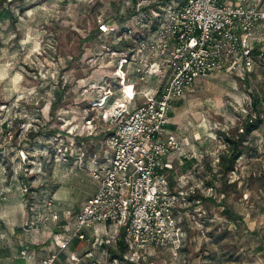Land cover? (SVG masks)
I'll return each mask as SVG.
<instances>
[{"label":"rangeland","instance_id":"obj_1","mask_svg":"<svg viewBox=\"0 0 264 264\" xmlns=\"http://www.w3.org/2000/svg\"><path fill=\"white\" fill-rule=\"evenodd\" d=\"M135 3L0 0V174L5 179H26L39 194L50 193L57 182L75 202L85 198L82 184L92 177L84 161L109 154L106 138L117 125L113 115L119 103L103 109L93 104L103 86L112 84L122 54L110 46L116 34L99 33L97 26ZM256 5L264 9V0ZM151 7L145 2L143 13L151 14ZM236 72L201 78L174 101L175 129L189 143L177 152L192 154L187 164L173 163L174 169L190 174L194 188L206 190L212 182L214 190L206 193L211 200L191 204L183 215L185 251L168 264H264V64ZM255 113L261 124L241 142L234 169L220 174L219 156L228 147L224 138L237 141ZM203 177L206 181L197 180ZM160 250L168 249L149 252L160 256L156 264H167L165 255L174 253Z\"/></svg>","mask_w":264,"mask_h":264},{"label":"built area","instance_id":"obj_2","mask_svg":"<svg viewBox=\"0 0 264 264\" xmlns=\"http://www.w3.org/2000/svg\"><path fill=\"white\" fill-rule=\"evenodd\" d=\"M145 2L155 5L143 21L141 8ZM145 2L136 0L133 15L122 24L103 20L97 26L99 33L116 34V42H133L132 48L121 51L114 70L125 101L114 110L117 125L107 140L110 162H95L97 166L91 171L98 190L72 221H60L59 215L50 210V200L46 202L53 220L50 230L59 231L54 232V241L60 250L72 239H87L85 231L96 224L114 222L123 226L125 255L122 259L108 255L102 264L138 263L150 249L176 251L182 233L177 221V215L183 212L180 205L195 188L191 185L183 189L180 176L171 185L161 172L169 167L164 158L180 151L182 145L175 132L165 129L172 104L201 78L217 73L236 74L238 69L249 73L256 64H264V31L255 33L256 26L264 21V9L256 4L249 5L245 0ZM137 27H143L145 34ZM128 69L135 75L131 83L127 82ZM149 78L159 80L154 93L138 91L137 84ZM107 87L93 104H106L114 94L112 85ZM137 93L144 99L134 109L128 108ZM87 122L90 127L91 120ZM27 192L28 187L24 186L23 193ZM23 202L25 206L30 204L27 197ZM110 241L98 237L92 245L99 248ZM20 252L23 258L33 257L27 246ZM57 255L38 261L53 264ZM92 258V251H87L71 264Z\"/></svg>","mask_w":264,"mask_h":264},{"label":"crops","instance_id":"obj_3","mask_svg":"<svg viewBox=\"0 0 264 264\" xmlns=\"http://www.w3.org/2000/svg\"><path fill=\"white\" fill-rule=\"evenodd\" d=\"M235 2L242 1V0H234ZM249 5H255L256 0H245ZM262 26V28H261ZM259 27L261 29H259ZM255 33L257 31H264V21H261L255 29ZM129 79L128 83L135 81V75L131 70L129 71ZM114 78V77H113ZM111 79L112 87L111 89L114 91V94L109 96L106 100V104L102 106L101 109L105 108L112 103L125 101L122 89H120L117 85V79ZM156 80L154 78H149L144 83L137 84V90L142 92H148V94L154 93V90L157 87ZM108 86V85H107ZM103 86V92H100L98 97H95V100L105 94V90L108 87ZM100 96V97H99ZM143 95L141 93H137L134 96V99L130 101L127 106L130 109H134L138 104H140L143 100ZM141 100V101H140ZM180 100V99H179ZM176 102V101H175ZM99 105V103H97ZM95 105L96 107H99ZM101 105V104H100ZM174 104H172L171 111L173 113ZM176 115L172 114L169 116L168 124L170 129L165 127L166 131L170 132L173 131L177 134L183 146L188 149V140L183 138L179 132L176 131ZM166 125V126H167ZM92 127V124L91 126ZM87 128L89 135L92 133L91 129ZM90 129V130H89ZM115 127L112 129L111 132L108 133V140L111 133L114 131ZM91 136V135H90ZM107 145V141H106ZM108 146V145H107ZM109 154H107L102 159L97 158L98 156L93 155L92 157L86 158L84 161V165H87L88 172L91 176V171L97 166V164H108L111 158V151L110 148L108 149ZM191 152V150H188ZM174 152L164 158L163 162L167 164L169 167H164L161 172L166 175L167 180L172 185L175 182V177H182L183 182H181L183 189H188L192 184L193 180L190 174L185 172H179L177 169H174L173 163H178V166H181L184 163H188L189 160L192 158V154L190 153H183V152ZM173 155H176L178 160L175 161V158H172ZM178 155V156H177ZM82 164V161H76L75 165L78 163ZM82 166V165H80ZM79 166V167H80ZM92 177V176H91ZM205 180V178H200L197 180ZM206 181V180H205ZM29 182L26 179H12V181L5 179L4 176L0 174V264H41L38 262V258L41 257H48L52 254L58 253L57 258L53 262V264H71L75 258L78 256L84 255L87 251H92L93 258L92 260L82 262L81 264H102V261L105 260L106 256L109 255L111 258H119L122 259L127 251L119 252V237L121 235L122 230H124L123 226H119L114 222H105L96 224L94 227L89 228L85 231L87 239L85 240H78L72 239L69 244L62 250L59 249V245L56 244L54 241V232H59L58 230H50L51 226H53V220H51L49 212L46 208V202L50 200V210L54 213H57L60 217V221H72L76 212H78L83 206L84 203L88 198L93 196L96 192L98 187V182L92 177L91 180H88V183L82 184L85 188L82 193V199L79 202H75V200L71 199L69 189H60L62 186L61 184L55 182L54 188L51 189L50 193H38V192H31L30 194L23 193V187H28ZM58 185V186H57ZM86 185V186H85ZM198 186V185H196ZM29 187H31L29 185ZM199 188V187H198ZM204 190V191H203ZM211 188H206L201 190V192L206 195L209 194ZM28 196L30 198H34L32 201L30 200V204L25 206L23 202V198ZM79 201V200H78ZM192 204L186 200L181 202V211L186 214L189 209V206ZM196 205H200L198 201L195 203ZM195 205V206H196ZM194 207V206H192ZM47 217V219H45ZM67 233V232H66ZM102 237L105 240H111L110 242H106L104 245L98 247H94L92 242L94 239ZM183 237V238H182ZM184 239L183 232L181 233V237L179 241L181 242ZM185 240V239H184ZM125 241V240H124ZM126 244V242H125ZM127 245V244H126ZM27 246L29 252L33 254V257L30 258H23L21 256L20 250ZM165 250H160L163 253H169L172 251L174 253V257L170 254L165 257V261H171L172 259L182 258V256H178L177 252L172 248H167ZM150 251V250H149ZM146 257L143 258L142 262L138 263H128V264H156L157 259L160 257L156 252H149ZM150 253V254H149ZM164 257V255H162Z\"/></svg>","mask_w":264,"mask_h":264},{"label":"trees","instance_id":"obj_4","mask_svg":"<svg viewBox=\"0 0 264 264\" xmlns=\"http://www.w3.org/2000/svg\"><path fill=\"white\" fill-rule=\"evenodd\" d=\"M132 1V5H134V2H136V0H131ZM164 1H170V0H164ZM163 2V0H162ZM161 2V3H162ZM152 7H153V4H152ZM150 8V7H149ZM143 9V8H141ZM132 10V11H131ZM149 10V9H148ZM151 11V10H150ZM133 12H134V8L131 9L128 8V10H125L124 12L120 11L118 12V15L112 19H110L109 21L112 22V21H117V23L119 24H122L127 18L131 17L133 15ZM144 12V11H143ZM146 15L148 14H145L144 13V17L142 18V20H146ZM97 32L98 29H97ZM112 48H116L118 51H128V49L132 48L133 47V42L131 39H125V40H122V41H119V42H116V43H112V45H110ZM262 100V99H261ZM260 101V100H259ZM252 105L255 109V112L257 114H259V109L258 108V100L256 99V97L254 98V96L252 97ZM261 103V102H260ZM52 107V106H51ZM255 113V114H256ZM169 116L172 115V111L170 110L169 111ZM248 117V116H247ZM261 124V119L259 117V115H257L254 119H252L251 117L247 118L245 120V123L243 124L242 128H241V132L239 133V136H238V140L237 141H234L232 140L231 138H228V137H225V141L226 143L228 144V147L226 148V150L219 156L220 157V161H219V168H220V174L223 173V174H227L228 172L232 171L234 169V166H235V163L236 161H238V159L241 157L242 155V148L240 147L241 145V142L244 141L245 139V136L246 135H249L250 133H252L254 130L258 129L259 125ZM208 185V186H207ZM214 184L212 182H208L206 184V187L205 188H211V190L213 189L214 190ZM38 192V190L36 189H32L31 187H28V192H27V195L30 194L31 192ZM211 196H206L204 195L202 192H201V189L199 188H195L194 189V193H190V195L187 196V201H189L190 203L192 202L193 205H196V201H198V203H201V202H206V201H209L211 200L210 198ZM28 199H34V198H30L28 196ZM29 200V202H30ZM31 200V201H32ZM225 214L230 217L231 213L228 212L227 210H225ZM185 215L184 212L181 213V215H177V221H178V225H179V228L180 230L183 232L184 229L182 228V225L181 223L185 224V219L183 216ZM235 219H240L238 216H235ZM183 238V237H182ZM181 238V242L179 243V245L177 246V249H176V252L178 254V256L180 257L182 251L185 247V242L186 240L185 239V236H184V239L182 240ZM119 252H124V250H126V244H125V239H124V230H122L121 232V235L119 237Z\"/></svg>","mask_w":264,"mask_h":264}]
</instances>
